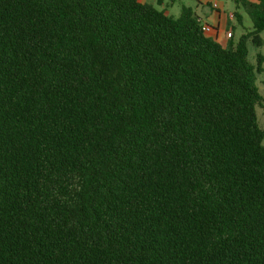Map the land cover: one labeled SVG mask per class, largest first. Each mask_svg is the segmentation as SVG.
<instances>
[{"label": "trees", "instance_id": "obj_1", "mask_svg": "<svg viewBox=\"0 0 264 264\" xmlns=\"http://www.w3.org/2000/svg\"><path fill=\"white\" fill-rule=\"evenodd\" d=\"M231 1L222 47L190 8L0 0V264H264V0Z\"/></svg>", "mask_w": 264, "mask_h": 264}, {"label": "crops", "instance_id": "obj_2", "mask_svg": "<svg viewBox=\"0 0 264 264\" xmlns=\"http://www.w3.org/2000/svg\"><path fill=\"white\" fill-rule=\"evenodd\" d=\"M138 1L140 3H146L147 0H138ZM156 1L157 0H155L153 2V0H151V3H147V4L156 5ZM160 1H161V3H160L161 6L159 5L158 7H160L166 15L172 16V15H170L169 10L172 8L174 2H172V0H170L169 5H165L166 1H164V0H160ZM251 1L253 2L255 0H251ZM197 2L199 4V6L202 5L201 0H198ZM203 2L205 4V6L207 7V10L203 12L201 10V8H198V7H196V10H198V9L201 10V12L204 15V20H201L198 17L196 12H193V11L192 12L195 14V16L200 20V22L202 24H207L208 26L212 27L213 30L208 35L211 37H215L217 42L222 47L227 46L231 42L235 43L243 34H245L246 32H248L251 29V24L249 25V23H251V22L249 21L248 17H245L247 15H245L243 13L244 11L241 12V14L239 15V18H238V16H236V22L232 21V19L234 18V15L231 12L228 14L227 20H224V18L222 17V14L220 12V9H219L220 4L217 0H204ZM231 2H233V1H231ZM213 4H216L217 7L216 8L213 7ZM182 7H185V6H182ZM181 8H180V11H181ZM185 8H190V7H185ZM235 9L237 10L238 8L236 6H234V11H235ZM180 11H179V14H180ZM208 20H210V21H208ZM236 33L238 34V37L235 40ZM227 34H230L231 37L228 38ZM261 39H262V46H261V48H262L264 45V31L261 33Z\"/></svg>", "mask_w": 264, "mask_h": 264}, {"label": "rangeland", "instance_id": "obj_3", "mask_svg": "<svg viewBox=\"0 0 264 264\" xmlns=\"http://www.w3.org/2000/svg\"><path fill=\"white\" fill-rule=\"evenodd\" d=\"M154 1L155 0H153V2ZM164 1H166L165 5H169L170 0H164ZM197 1L198 0H172V2H174V4H173L172 8L169 10V13H170V15H172L173 17L176 18L179 15L180 8L182 6H185V7H190L193 12L197 13L198 17L201 20H204V15L201 12V10L204 12L207 10V7L205 6V4L203 2L204 0H201L202 1L201 6H199ZM217 1L220 4L219 9H220V12H221L224 20H227V16L231 12L234 15V18L232 19V21L236 22V16H239L241 14V12L244 11L241 8H238L237 10L235 9V11H234L235 4L233 2H231L230 0H217ZM146 3H151V0H147ZM160 6H161V4H160ZM155 7L158 10H162L160 7H158L156 5H155ZM196 7L201 8V10L200 9L196 10ZM243 13L245 14V12H243ZM245 17H247V16H245ZM208 21H210V20H208ZM250 24L251 23H249V25ZM237 37H238V34L236 33L235 40L237 39ZM247 50H248V60L252 64H254V62H255V54L257 52L260 53L264 58V45L262 48H259L257 50L255 48H253L251 46V44L248 43L247 44ZM256 84H257V89L259 91V94L263 99V106H264V62H263V72H262V74L257 76ZM254 111H256V117H257L258 125L264 131V108L257 107L256 110H254ZM262 145L264 147V138L262 141Z\"/></svg>", "mask_w": 264, "mask_h": 264}, {"label": "built area", "instance_id": "obj_4", "mask_svg": "<svg viewBox=\"0 0 264 264\" xmlns=\"http://www.w3.org/2000/svg\"><path fill=\"white\" fill-rule=\"evenodd\" d=\"M213 7H217V5L216 4H213ZM231 17V16H230ZM232 18V17H231ZM201 30L203 31V33H205V34H210L211 32H212V27H210V26H208L207 24H202L201 23ZM227 37L228 38H230L231 37V35L230 34H227Z\"/></svg>", "mask_w": 264, "mask_h": 264}]
</instances>
